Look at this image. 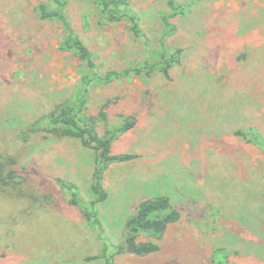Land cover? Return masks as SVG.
I'll list each match as a JSON object with an SVG mask.
<instances>
[{
    "label": "rangeland",
    "instance_id": "obj_1",
    "mask_svg": "<svg viewBox=\"0 0 264 264\" xmlns=\"http://www.w3.org/2000/svg\"><path fill=\"white\" fill-rule=\"evenodd\" d=\"M170 1L129 0L134 37L92 0H66L97 73L128 71L91 84L85 115L98 136L134 122L111 144L131 158L99 171L106 199L92 209L94 151L48 122L79 62L59 49L58 25L38 18L49 0H0V164L13 184L0 195V264H264V0ZM160 52L174 60L168 77ZM23 198L39 204L34 215ZM156 198L175 220L135 244L158 250L116 255L126 221Z\"/></svg>",
    "mask_w": 264,
    "mask_h": 264
},
{
    "label": "trees",
    "instance_id": "obj_2",
    "mask_svg": "<svg viewBox=\"0 0 264 264\" xmlns=\"http://www.w3.org/2000/svg\"><path fill=\"white\" fill-rule=\"evenodd\" d=\"M48 2H41L36 7L38 18L43 21L55 22L61 30V36L59 40V49L78 60L81 76L77 86L74 88L69 97L59 103L54 111H52L48 117L50 131L59 137L72 138L80 141L81 145L87 148H91L94 151V162L96 165L94 171V180L96 181L92 185V191L97 195L89 207L95 209V206L106 199V193L99 188L97 183L99 179V171L104 168L108 163L115 161L129 160L131 156L116 157L111 155V144L115 135L125 133L132 128L134 122L126 121L120 126L116 127L112 131V135L109 137H100L96 134L95 128L91 119L85 115L86 106L89 102V92L92 83H108L115 78L125 76L128 71L121 73H107L100 75L96 71L93 55L90 50L81 42L76 36L71 23L66 14L67 3L66 0H49ZM93 4L100 11L103 19L108 24H116L125 22L128 27V31L134 37L141 35V28L139 23V17L135 11L130 7L129 0H92ZM174 1L171 0L169 5L173 8ZM164 24L168 26L167 18L164 19ZM169 30L172 31L173 27L169 25ZM158 61L161 64V73L163 76L168 77V69L174 62L172 58L166 59L165 53L160 52L158 55ZM103 117V113H100ZM1 165V164H0ZM2 169L4 165L0 167V195L9 194V190L12 189L13 184L4 182L2 177ZM24 192V190H23ZM26 192V190H25ZM23 204L26 205V209L22 212L30 217L34 215L33 210L39 204L29 198H23ZM79 203L78 199L74 201ZM86 208V207H85ZM169 210V211H168ZM163 211H168L167 215L162 218H158V214ZM174 211L170 210V204L166 198L149 199L139 204L136 213L126 221V228L129 231V235L126 239L127 246L125 250L121 247H114L115 254H120L123 251L126 253L145 256L152 254L158 250L157 245L149 246L146 244L136 245L135 239L139 232H148L151 229L160 233L169 222H174ZM108 262V260H107ZM111 264V263H108Z\"/></svg>",
    "mask_w": 264,
    "mask_h": 264
}]
</instances>
